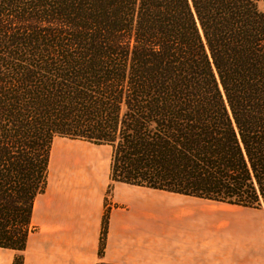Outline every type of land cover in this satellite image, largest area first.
I'll return each instance as SVG.
<instances>
[{"label": "trees", "instance_id": "16d2710c", "mask_svg": "<svg viewBox=\"0 0 264 264\" xmlns=\"http://www.w3.org/2000/svg\"><path fill=\"white\" fill-rule=\"evenodd\" d=\"M191 2L230 117L264 194L260 0ZM138 4L139 0H0V248L25 250L35 200L47 187L56 138L111 146L115 182L228 203L215 196L222 195L220 191L204 192L222 187L207 186L182 147L194 132L215 131L199 94L198 67L175 18L155 15L138 26ZM135 54L143 66L140 78L154 82L148 95L138 96L143 111L134 112L131 131L124 132ZM198 105L204 111L197 120ZM176 147L181 150L171 160L166 152ZM182 164L190 173L188 185L177 180L184 175L176 169ZM15 264H23L21 256Z\"/></svg>", "mask_w": 264, "mask_h": 264}, {"label": "crops", "instance_id": "0c3cea01", "mask_svg": "<svg viewBox=\"0 0 264 264\" xmlns=\"http://www.w3.org/2000/svg\"><path fill=\"white\" fill-rule=\"evenodd\" d=\"M71 148H64L57 162L51 153L47 187L35 200L26 248H0V264H15L19 256L23 264H225L240 259L232 239L228 246L219 239L223 229L203 223L210 216L203 203L209 201L115 183L109 146ZM248 222L243 227L255 233L254 221ZM253 240L264 247L258 234Z\"/></svg>", "mask_w": 264, "mask_h": 264}, {"label": "rangeland", "instance_id": "374dc122", "mask_svg": "<svg viewBox=\"0 0 264 264\" xmlns=\"http://www.w3.org/2000/svg\"><path fill=\"white\" fill-rule=\"evenodd\" d=\"M216 1L218 2L219 0ZM211 4L213 5L212 2ZM258 7L261 11H264V0H260ZM155 15H170L177 21L179 31L185 39L188 53L199 70V94L203 101L204 109L210 111L213 119V128L215 130L213 133L194 132L193 135L187 137L182 145L185 153L197 165L193 167H197L202 171L203 181L207 183V186L222 187L221 189L206 188L204 192L216 194L220 191L222 195L215 196L221 197V200L228 202L202 199L209 201V203H203V209L210 213L209 217H204L206 220L203 223L205 226H216L223 229L222 236L219 239L223 241L225 246H228L230 242L235 245V256L240 259L234 262L225 261V264H264V247L261 248L260 242H254L253 240L255 234H258L259 238L264 242V194L259 189L243 144L230 117V108L205 43L203 31L193 4L191 0H139L136 17L138 26L150 22ZM224 56L226 58L225 54ZM226 63L228 64V62ZM142 68L141 58L135 54L130 62L127 97L124 104V132L129 131L132 127L134 112L137 109L141 112L143 111L139 100H137L138 96L144 93L148 95L149 90H152L154 78H146L147 82L144 83V79L140 78ZM145 85H147V88ZM204 109L202 110L200 105L196 108L195 117L197 116V120L201 118ZM80 143L89 147L109 146L56 138L51 152L52 160L57 162L61 159L62 151L64 152L66 147L71 148L78 146ZM109 147L111 148V156L109 155V157H111L112 164L113 149L111 146ZM180 150L178 147H176L175 151L168 149L166 152L168 153L167 157L173 160L174 157L178 156L173 154H177ZM191 166L188 168L189 170H191ZM176 169L184 171L182 177L177 176L179 177L177 180L183 182L179 185H188L190 173H186V164H182L180 168ZM192 182L198 181L192 180ZM109 197L110 192L107 193V205L110 204ZM190 202L192 201L190 200ZM251 220L255 224V233L243 227V224L250 223L248 221ZM236 224H240V226ZM31 231H33V228L30 225Z\"/></svg>", "mask_w": 264, "mask_h": 264}]
</instances>
